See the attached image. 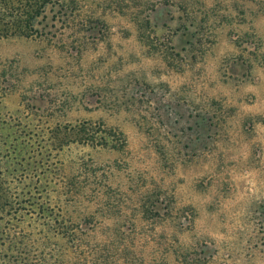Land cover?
<instances>
[{
    "label": "rangeland",
    "instance_id": "1",
    "mask_svg": "<svg viewBox=\"0 0 264 264\" xmlns=\"http://www.w3.org/2000/svg\"><path fill=\"white\" fill-rule=\"evenodd\" d=\"M40 2L0 0V264H264V0Z\"/></svg>",
    "mask_w": 264,
    "mask_h": 264
},
{
    "label": "trees",
    "instance_id": "2",
    "mask_svg": "<svg viewBox=\"0 0 264 264\" xmlns=\"http://www.w3.org/2000/svg\"><path fill=\"white\" fill-rule=\"evenodd\" d=\"M51 3L50 0H41L40 4L36 7L29 8V11L27 12L26 18H24V22L22 24V27L25 29H32L33 27V18L35 15H38L40 11H42V8L45 7L47 4ZM8 15V13H6ZM23 31V30H22ZM16 147H12V151L15 150ZM25 197H31L32 193L29 190H26Z\"/></svg>",
    "mask_w": 264,
    "mask_h": 264
}]
</instances>
